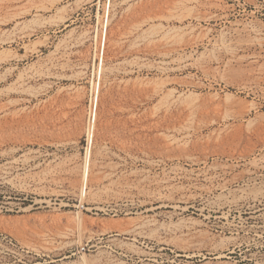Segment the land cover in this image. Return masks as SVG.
I'll list each match as a JSON object with an SVG mask.
<instances>
[{"label":"rangeland","instance_id":"rangeland-1","mask_svg":"<svg viewBox=\"0 0 264 264\" xmlns=\"http://www.w3.org/2000/svg\"><path fill=\"white\" fill-rule=\"evenodd\" d=\"M0 22V264H264V141L205 137L264 115V0H0ZM166 78L256 109L164 118ZM142 219L161 230L120 233Z\"/></svg>","mask_w":264,"mask_h":264},{"label":"bare ground","instance_id":"bare-ground-1","mask_svg":"<svg viewBox=\"0 0 264 264\" xmlns=\"http://www.w3.org/2000/svg\"><path fill=\"white\" fill-rule=\"evenodd\" d=\"M161 72L165 73L164 71H161ZM172 81L173 80L170 78L164 79L163 82L159 86L155 87L154 90L152 91V93L150 94V96L152 98H159L160 97L159 101L157 103V106L155 108L157 109L156 113L160 114V112H161V115L163 114L164 118H167V119L176 118L179 120L180 119H182V120L186 119V121H188V124H189V122L191 124V122L194 123L195 119L199 116L201 117V116H204L207 114H214L217 116V114L220 111H223V113L219 115L220 118L222 119V121L223 120L224 121H230V120L241 121L249 113H251L254 109H256V106L254 104H252V105L246 106L244 109H241V110L237 109L236 110L235 106H234V101H233L234 97L231 94H226L224 97H220L219 95L215 94L213 96V100L197 103V102H195L196 98H192L194 96L193 95L194 93L189 91L188 92L189 94L187 96H185V97L182 96L183 99L180 97H178L177 99H172V98H170L171 97V91L166 90V86H168L170 83H172ZM246 88L249 89L247 85H246ZM182 120H181V122H182ZM215 121L216 120H213V123H215ZM203 123H207V122H203ZM183 125H184V123H183ZM198 125L199 124H197V126ZM194 126L196 127V124H194ZM245 126L246 127L244 130L234 129L235 127L231 128V129L226 127L225 129L213 130L209 135H207L205 137L207 140H211V141L214 140L216 143L218 142V145H222V146L229 145V146H231L233 149H232V152L229 151L230 156H234V155H236L235 154V151H237L236 149H241L240 146L242 144H244V143H251L252 144V142L260 143V142L264 141V115H261L260 117L257 116V117L248 119ZM192 127H193V125H192ZM202 127L203 126L196 127L195 132L201 131ZM238 127H240V126L238 125ZM238 127H236V128H238ZM190 128H191V126H190ZM206 128H207V126H206ZM186 143L188 144V142H186ZM249 150H250V147H249ZM244 151H245V149H244ZM243 152H241V155L243 154ZM248 154H249V152H248ZM243 155L246 156L245 153ZM189 159L192 162H196V158H194V157H189ZM250 198H252V197H250ZM255 200H256V197H255ZM181 227L182 226L178 225V224L172 226L173 230H175V231L180 229ZM156 228H152V221H150V220L145 221L142 219L140 221L134 222V224L131 227L126 228V229H122L120 231V233L124 236L131 237L134 240L141 239V238L148 239V238H153L156 235L155 233L156 232L158 233V230H161V228L160 229L159 228L156 229ZM169 229H170V227H169ZM130 246H132V245H130Z\"/></svg>","mask_w":264,"mask_h":264}]
</instances>
